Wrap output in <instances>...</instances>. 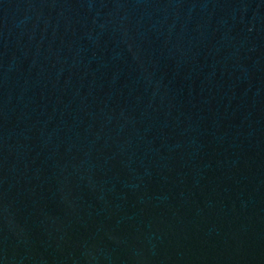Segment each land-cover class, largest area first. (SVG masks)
Wrapping results in <instances>:
<instances>
[{
  "label": "water",
  "instance_id": "water-1",
  "mask_svg": "<svg viewBox=\"0 0 264 264\" xmlns=\"http://www.w3.org/2000/svg\"><path fill=\"white\" fill-rule=\"evenodd\" d=\"M0 264H264V0H0Z\"/></svg>",
  "mask_w": 264,
  "mask_h": 264
}]
</instances>
